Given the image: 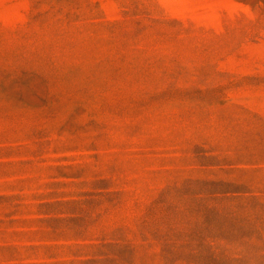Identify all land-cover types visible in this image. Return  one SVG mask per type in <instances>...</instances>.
I'll list each match as a JSON object with an SVG mask.
<instances>
[{
  "label": "rangeland",
  "instance_id": "rangeland-1",
  "mask_svg": "<svg viewBox=\"0 0 264 264\" xmlns=\"http://www.w3.org/2000/svg\"><path fill=\"white\" fill-rule=\"evenodd\" d=\"M0 264H264V0H0Z\"/></svg>",
  "mask_w": 264,
  "mask_h": 264
}]
</instances>
